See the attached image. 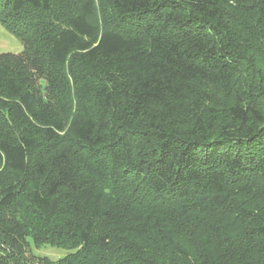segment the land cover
Returning <instances> with one entry per match:
<instances>
[{
  "label": "trees",
  "instance_id": "obj_1",
  "mask_svg": "<svg viewBox=\"0 0 264 264\" xmlns=\"http://www.w3.org/2000/svg\"><path fill=\"white\" fill-rule=\"evenodd\" d=\"M240 1L0 0V264H264V107L196 92L252 66Z\"/></svg>",
  "mask_w": 264,
  "mask_h": 264
},
{
  "label": "rangeland",
  "instance_id": "obj_2",
  "mask_svg": "<svg viewBox=\"0 0 264 264\" xmlns=\"http://www.w3.org/2000/svg\"><path fill=\"white\" fill-rule=\"evenodd\" d=\"M229 25L235 27L242 38L248 54L254 57L251 68L234 83L232 94H224L209 84H201L197 88V94H207L208 104L212 107H224L233 102V95L237 90H245L258 99L259 105L264 107V0H242L232 4L228 8ZM23 50L21 42L0 24V54L19 55ZM256 204L254 199L248 200ZM178 232L182 239L185 233ZM190 244V243H189ZM188 246V243H187ZM192 253L194 249L188 246ZM72 252L69 247L58 246L49 243H30L23 257L9 264H55L64 256ZM159 262L172 264L159 255Z\"/></svg>",
  "mask_w": 264,
  "mask_h": 264
}]
</instances>
